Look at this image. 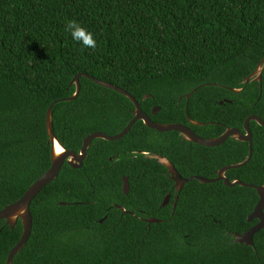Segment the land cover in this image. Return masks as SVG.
<instances>
[{
	"label": "trees",
	"instance_id": "trees-1",
	"mask_svg": "<svg viewBox=\"0 0 264 264\" xmlns=\"http://www.w3.org/2000/svg\"><path fill=\"white\" fill-rule=\"evenodd\" d=\"M73 20L93 34L94 50L73 41L66 31ZM263 58L264 0H0V211L50 168L46 113L74 94L77 75L123 89L155 123L213 138L223 128L242 130L251 115L264 122L263 103H198L264 100V71L261 87L242 83ZM79 83L78 97L52 110L55 137L75 153L92 133L119 134L134 109L117 92ZM193 90L187 106L185 98L178 103ZM185 110L206 125H190ZM249 129L251 159L226 178L262 186L264 127ZM141 152L167 158L183 178L214 179L243 162L248 145L228 139L207 148L140 121L118 141L94 140L82 167L65 163L31 203V235L13 264H264V229L253 248L234 243V234L257 224L247 222L254 189L191 181L177 193L166 169ZM168 193L178 197L175 208L162 207ZM21 234L20 224L0 222V264Z\"/></svg>",
	"mask_w": 264,
	"mask_h": 264
},
{
	"label": "water",
	"instance_id": "water-1",
	"mask_svg": "<svg viewBox=\"0 0 264 264\" xmlns=\"http://www.w3.org/2000/svg\"><path fill=\"white\" fill-rule=\"evenodd\" d=\"M263 71H264V58L257 65L253 73L249 77L243 80V84L246 85L249 82L251 83L256 82L261 87ZM81 77L92 81L96 85H99L103 88L109 89L111 91L117 92L125 96L127 99L130 100L134 109L132 111L131 121L119 134L114 136H109L102 132L92 133L83 140L80 151L78 153H75L73 151H68L64 149L63 146L58 141V139L55 137L52 127V110L56 104L71 102L78 97L80 92L79 79ZM70 85L75 87L74 94L71 97L62 98L55 101L52 105H50L46 113L45 127L48 136V144L50 146V168L27 189V191L17 202L5 207L3 210L0 211V222L4 221L5 224L11 230L15 228L18 222H20L22 226V235L19 241L16 243V245L10 250L6 259V264H13L14 257L21 252V250L25 247V245L27 244L30 238L32 231V217L30 213L31 203L42 192V190L45 187H47L58 177L63 165L66 163L70 168L74 170H79L82 167L83 162L85 161L87 156V151L94 140H103L107 142L118 141L122 139L124 136H126L131 130V127L138 121L142 122L145 127L153 131H156L158 133L176 132L179 134V136L183 141H187L189 143H193L207 148L219 147L223 145L229 138L234 141L248 143L249 150L246 159L241 163L226 166L223 167L222 169H219L216 172V177L214 179H207L199 176L183 178L177 172L174 165L167 158L159 155H144V156L146 159L157 161L158 164H160L167 170L170 179L174 182V189L177 193H179L182 190L185 184L191 181H198L202 184H211L218 181H222L223 184L229 188L240 186V187L254 189L258 197V202L254 207L253 212L248 216L247 222H252L256 220L257 224L254 225L248 231L244 232L243 234H234V243L245 245L252 248L254 247V243H253L254 235L260 232L262 229H264V185L255 186L252 184H245L238 180L229 181L226 178V173L231 169H239L250 161L253 151H252V134L250 132L249 125L251 122H254L258 126L264 127V122H262L256 116H249L244 121L242 131L238 129L227 128L217 138L204 139L196 135L188 126L181 124H159L153 122L150 119V117L142 111L140 104L130 94H128L123 89H120L114 85L102 82L100 80H96L85 74H79L76 77H74ZM194 91L195 90L185 95L186 100L190 99ZM232 91L234 93H241L242 89L240 90L233 89ZM146 98L147 96L144 99ZM182 98L183 97H181L180 99ZM159 111H160L159 107H154L152 110V115L155 116ZM186 116L190 124L193 126L205 125L204 123H199L197 121L191 120L188 117L187 112H186ZM122 189H123V193L127 195L129 191V184L127 178H123ZM169 198L170 196L165 197L162 203V207H165L168 204ZM177 199L178 198H176L174 201L173 208H175L176 206ZM117 208L123 213H127V211L124 208L122 207H117ZM100 222L102 223L103 221L101 220ZM146 222L148 224H151V223H158L159 221L150 218L147 219Z\"/></svg>",
	"mask_w": 264,
	"mask_h": 264
},
{
	"label": "flooded vegetation",
	"instance_id": "flooded-vegetation-1",
	"mask_svg": "<svg viewBox=\"0 0 264 264\" xmlns=\"http://www.w3.org/2000/svg\"><path fill=\"white\" fill-rule=\"evenodd\" d=\"M253 73V72H252ZM263 74V73H262ZM243 83V82H242ZM253 83H256V82H249V83H247L246 85H248V84H253ZM244 85V84H243ZM246 85H244V86H246ZM257 85L259 86V84L257 83ZM217 87H219V86H217ZM260 87V86H259ZM226 89V91H228V92H230V93H232V94H235V95H237V94H240V93H234L232 90H233V88H225ZM242 89V91H243V88H241ZM236 90H240V89H236ZM185 98V96H183V98L182 99H179V101H178V103H180L183 99ZM191 98V97H190ZM190 100V99H189ZM189 100H186V98H185V104H186V106H187V104L189 103ZM198 103H217L219 106H223V105H225V104H227V105H231V104H233V103H247L248 104V106L249 107H255L257 104H259V103H263V105H262V107L261 108H259L260 109V112H261V116H264V100H255V101H240V100H236V101H233V100H231V99H228V98H222V99H220V100H216V101H199ZM154 108V107H153ZM153 108L151 109V111H150V113H151V115H152V110H153ZM185 109H186V107H185ZM133 111V110H132ZM144 112V111H143ZM186 112H187V110H185V114H186ZM132 113V112H131ZM145 113V112H144ZM146 114V113H145ZM147 115V114H146ZM149 116V115H148ZM152 116H154V115H152ZM251 116H256V115H251ZM189 117V116H188ZM256 117H258V116H256ZM186 118H187V116H186ZM259 118V117H258ZM151 119V118H150ZM260 119V118H259ZM261 120V119H260ZM187 121H188V119H187ZM262 121V120H261ZM263 122V121H262ZM188 123L190 124V122L188 121ZM252 123V122H251ZM191 125V124H190ZM206 125V124H205ZM193 126V125H192ZM225 129L226 128H223V132L225 131ZM239 130V129H238ZM242 130H243V128H242ZM242 130H240V131H242ZM222 134V133H221ZM200 137V136H199ZM219 137V136H218ZM202 138V137H201ZM213 138H217V137H213ZM213 138H204V139H213ZM230 139V138H229ZM241 143H244V144H247L248 145V143H246V142H241ZM248 150H249V147H248ZM140 155H142L144 158H145V156L144 155H155V154H148V153H146V152H141V153H139ZM146 159V158H145ZM150 160V159H149ZM167 171V170H166ZM167 175H168V173H167ZM169 176V175H168ZM170 178V177H169ZM171 180V179H170ZM172 181V180H171ZM173 182V181H172ZM173 189H174V182H173ZM175 190V189H174ZM176 192V191H175ZM167 196H170V198H169V202H168V204L165 206V207H167V206H171L172 208H173V205H174V201H175V199L176 198H178V197H172V195L170 194V193H168L165 197H167ZM165 199V198H164ZM164 199H163V201H164ZM163 201H162V203H163ZM114 206V208H117V207H120V206H116V205H113ZM118 209V208H117ZM140 220H143L144 218L143 217H138ZM144 220H147V219H144ZM101 221V220H100ZM99 221V222H100ZM103 221V220H102ZM5 223V222H4ZM101 223V222H100ZM18 224H20L21 225V223L20 222H18L17 223V225ZM6 225V224H5ZM7 226V225H6ZM16 227V226H15ZM21 228H22V226H21ZM22 235V234H21Z\"/></svg>",
	"mask_w": 264,
	"mask_h": 264
},
{
	"label": "clouds",
	"instance_id": "clouds-1",
	"mask_svg": "<svg viewBox=\"0 0 264 264\" xmlns=\"http://www.w3.org/2000/svg\"><path fill=\"white\" fill-rule=\"evenodd\" d=\"M66 31H68L73 41L79 43L82 47L91 48L93 50L96 48L97 44L93 34L88 32L87 29L78 22L74 20L69 21L66 26Z\"/></svg>",
	"mask_w": 264,
	"mask_h": 264
}]
</instances>
